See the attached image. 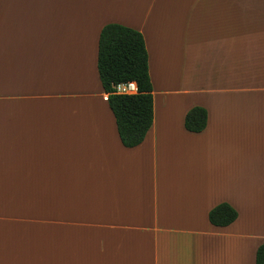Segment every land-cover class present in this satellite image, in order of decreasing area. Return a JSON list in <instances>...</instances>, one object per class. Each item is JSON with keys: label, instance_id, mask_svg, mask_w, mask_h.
Wrapping results in <instances>:
<instances>
[{"label": "crops", "instance_id": "1", "mask_svg": "<svg viewBox=\"0 0 264 264\" xmlns=\"http://www.w3.org/2000/svg\"><path fill=\"white\" fill-rule=\"evenodd\" d=\"M108 24L148 51L134 148L98 71ZM263 243L264 0H0V264H256Z\"/></svg>", "mask_w": 264, "mask_h": 264}, {"label": "trees", "instance_id": "2", "mask_svg": "<svg viewBox=\"0 0 264 264\" xmlns=\"http://www.w3.org/2000/svg\"><path fill=\"white\" fill-rule=\"evenodd\" d=\"M98 71L122 144L126 148L140 145L154 121L149 56L142 33L119 24L103 27ZM130 82L136 84L137 94L116 92V86ZM207 124L208 112L203 107H193L185 116V129L191 133L203 132ZM237 218L238 212L227 203L219 204L209 212V221L216 227H228ZM256 264H264V243L257 250Z\"/></svg>", "mask_w": 264, "mask_h": 264}, {"label": "built area", "instance_id": "3", "mask_svg": "<svg viewBox=\"0 0 264 264\" xmlns=\"http://www.w3.org/2000/svg\"><path fill=\"white\" fill-rule=\"evenodd\" d=\"M116 92L118 94L133 95V94H137L138 90H137L136 84L133 82H130V83L120 84L116 86Z\"/></svg>", "mask_w": 264, "mask_h": 264}]
</instances>
